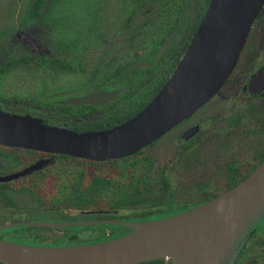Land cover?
<instances>
[{
    "label": "trees",
    "instance_id": "obj_1",
    "mask_svg": "<svg viewBox=\"0 0 264 264\" xmlns=\"http://www.w3.org/2000/svg\"><path fill=\"white\" fill-rule=\"evenodd\" d=\"M81 1L83 8L91 4L90 10L99 3L96 10L89 11L95 19L93 26L82 28V24L70 21L71 17L64 14L66 9L71 10L73 4ZM209 2L0 0V109L20 116L31 115L52 126L80 133L104 131L125 123L145 108L165 86L197 32ZM148 8L152 11L143 16ZM36 27L43 32L49 54L31 53L23 44L14 41L19 31ZM128 32L129 37L123 45L132 52L127 55L129 60L118 64L117 57H114V60L102 62L90 76H86L85 52L95 39L98 37L99 41L103 36L112 39ZM141 64L144 66H139ZM129 68L133 70L132 77L123 85L118 84ZM70 77L88 79L90 84L79 85V90H76L79 93L99 89L114 94V97L100 103L57 98L54 93L65 92L64 80ZM11 78L21 80L25 86L21 85L14 91L9 89L6 83ZM155 143L132 156L103 162L0 146V162H38L52 158L56 163L48 169V188V174L45 175L44 170L12 183L13 186L17 185L18 190L97 191L99 206L129 207L147 201L140 191L144 186L150 188L153 182H142L140 170L143 171L144 167L149 169L153 160L150 149ZM94 169L104 174L94 176ZM107 172L112 175L110 178ZM245 178L246 175L233 186ZM162 179L166 186L167 178L163 176ZM9 185L0 187L5 190ZM54 200L76 201L77 198L55 197ZM82 202L90 205L91 198H82ZM156 214L157 218L169 216L161 212ZM263 220L264 217L251 230L250 239L235 264H264V227L260 228ZM257 253L260 256L256 258ZM149 264H172V261L160 259Z\"/></svg>",
    "mask_w": 264,
    "mask_h": 264
},
{
    "label": "water",
    "instance_id": "obj_2",
    "mask_svg": "<svg viewBox=\"0 0 264 264\" xmlns=\"http://www.w3.org/2000/svg\"><path fill=\"white\" fill-rule=\"evenodd\" d=\"M263 5L264 0H210L197 32L165 86L125 123L80 133L0 109V146L96 162L136 154L216 95L236 66ZM253 81H264V68ZM42 162L49 160H40L2 181L31 175L43 168ZM263 217L264 161L232 189L188 211L148 222L120 223L133 230L107 242L52 248L0 240V263L140 264L162 259L172 264H235L251 230Z\"/></svg>",
    "mask_w": 264,
    "mask_h": 264
},
{
    "label": "flooded vegetation",
    "instance_id": "obj_3",
    "mask_svg": "<svg viewBox=\"0 0 264 264\" xmlns=\"http://www.w3.org/2000/svg\"><path fill=\"white\" fill-rule=\"evenodd\" d=\"M263 68L264 5L250 28L236 66L220 90L150 149L153 160L149 169L140 170L143 174L140 180L144 183L150 180L153 184L140 191L147 201L137 206H99L97 191L18 190L12 183L41 170L48 174L45 176L48 188V169L56 162L44 159L49 162H42V169L8 182L2 179L38 162H0V185L10 184L5 190L0 187V240L52 248L107 242L133 230L120 223L170 217L232 189L234 183L264 161V81H253ZM159 141L164 143L159 146ZM160 148L167 158L157 157L155 152ZM107 173L110 178L112 175ZM102 174L93 170L94 176ZM163 176L168 180L166 186L162 183ZM55 197L77 200L55 201ZM82 198H91L90 205H83ZM168 209L170 212L165 214L169 216L152 217ZM46 217L53 221H43ZM11 224L16 225L3 227Z\"/></svg>",
    "mask_w": 264,
    "mask_h": 264
},
{
    "label": "rangeland",
    "instance_id": "obj_4",
    "mask_svg": "<svg viewBox=\"0 0 264 264\" xmlns=\"http://www.w3.org/2000/svg\"><path fill=\"white\" fill-rule=\"evenodd\" d=\"M91 6V4H90ZM90 6L86 5L85 8L83 2H79L78 4H73L71 6V10H65V15L71 17L70 21H75L76 23L82 24L80 27H89L91 24L92 26L95 24V19L93 18L92 12L90 13ZM99 6V3L95 4L93 7L92 11L96 10L97 7ZM152 9L148 8L145 12L144 15H147L150 13ZM89 16V18L87 17ZM110 17V16H109ZM90 20V21H89ZM89 21V22H88ZM129 33H126L124 35L114 37V38H108L104 37L101 38L98 41L95 39L94 43L91 44L88 50H86V61L87 63L85 64V70L87 71L86 76H90L91 71L96 67H99L102 62L108 61V60H114V57H117V62L118 64L128 61L129 57H127L128 54L132 53L130 49L127 47V45H123L125 42V39L129 37ZM43 32L40 30V28L36 27L34 29H30L28 31H19L15 36H14V41L23 44L27 50L31 53L34 54H49L50 50L49 47L47 46V42H45V39H43ZM105 38V39H104ZM113 62V61H112ZM117 65V64H116ZM139 66H144L143 64ZM111 68L114 67L110 66ZM125 73V74H124ZM124 76L122 79L118 80V84L123 85V83L129 78L132 77L133 75V70L131 68L127 69L124 71ZM88 79L85 77L80 78V77H70L66 78L65 81V92L63 93H54L57 98L60 97L61 100H67V101H81V102H91V103H100V102H105L114 97V94H108L105 93L101 90H91L90 92L88 91H81L79 93V85L84 86V84H90ZM101 79H98L100 81ZM7 87L11 90H16L20 89V86L23 85L25 86L24 82L21 80H18L16 78H11L7 81ZM57 94V95H56ZM163 141H159L157 145L161 146L163 144ZM156 145V146H157ZM156 146L154 149H156ZM158 158H167V154H164L162 152V148H160L157 152H155ZM52 160V158H51ZM166 212H170L168 209L165 211L163 214ZM152 217L156 218L157 214H154ZM43 221H53L52 218L46 217L42 219ZM261 227H264V220L261 223ZM260 255L257 253L256 256L254 257H259Z\"/></svg>",
    "mask_w": 264,
    "mask_h": 264
}]
</instances>
